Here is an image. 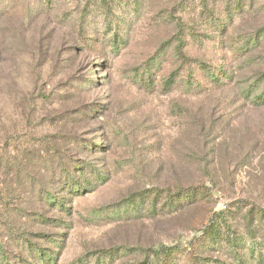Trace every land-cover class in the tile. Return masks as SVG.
Instances as JSON below:
<instances>
[{"label":"rangeland","instance_id":"374dc122","mask_svg":"<svg viewBox=\"0 0 264 264\" xmlns=\"http://www.w3.org/2000/svg\"><path fill=\"white\" fill-rule=\"evenodd\" d=\"M235 1L0 0V264H264V0ZM74 161L104 179L69 193Z\"/></svg>","mask_w":264,"mask_h":264},{"label":"trees","instance_id":"16d2710c","mask_svg":"<svg viewBox=\"0 0 264 264\" xmlns=\"http://www.w3.org/2000/svg\"><path fill=\"white\" fill-rule=\"evenodd\" d=\"M244 3H245V0H237V1H235V6H234L235 8L233 9V11L234 10L235 11L240 10L238 12V14H241V12L243 11V5L242 4H244ZM241 5H242V7H241ZM202 10L206 12V15L205 16L204 15H201V17L205 20L206 25H211V26H213V28H216V26H218L219 27V33H221L223 29L225 30L226 26L231 22V12H232V10H230V9L228 10V24L225 23L226 25L223 24L224 22L217 24V22H218L217 17H215L214 12H213L212 9H209L208 10L206 8V4H204V7H203ZM226 17H227V15H226ZM249 44H250V42L248 43V41H247L246 43H244L243 45H241V47L242 48L243 47H247ZM251 44L253 46V45L256 44V42L255 43H251ZM199 64H201L200 67L202 68L203 73H205L204 75H206L207 77H209V79H210L209 81L212 82L214 86L215 85H218L219 83H222L220 81V79L217 77V75H215V73L212 72L213 69L209 68L207 66V64H205V62L204 63L199 62ZM188 84H189V86H194V82H191V80H189ZM195 85H197V83ZM253 103L256 106L264 105V93L262 92V94H258L253 99ZM77 162L78 161H74V163H73L75 165V167H74L75 169L73 170V172L76 174V178H77L78 181L77 182H74V184H73L74 187H73V185L67 187L68 188L67 190H68L69 193H72V192H74V193L76 192L77 193L78 190H74V188H76L77 186L80 187L81 186L80 184H82L81 182H84L86 184L90 183L89 178H87V177H90V178L92 177L96 181H99V180H103L104 179L103 176H102V174L98 170L94 169L91 166L85 165V163L78 164ZM62 171L65 173V175H68V173L65 172V169L62 170ZM87 174H88V176H87ZM80 179H82V180H80ZM182 193L183 194L181 195L180 199L185 200L187 202H190L191 200H193V198H194V196H193L194 191L192 189L185 188V190H182ZM48 196H49L48 193H45L43 195L44 198L45 197H48ZM49 197H51V196H49ZM58 203H59V206L62 207V205H61V203L59 201H58ZM58 203H56V204H58ZM51 205H52V203H51ZM215 231H216V228H213L212 227L210 233L215 235ZM237 264H246V263H244L243 261H237Z\"/></svg>","mask_w":264,"mask_h":264}]
</instances>
